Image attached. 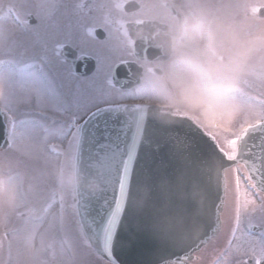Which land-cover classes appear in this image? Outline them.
<instances>
[{"label":"snow or ice","instance_id":"snow-or-ice-1","mask_svg":"<svg viewBox=\"0 0 264 264\" xmlns=\"http://www.w3.org/2000/svg\"><path fill=\"white\" fill-rule=\"evenodd\" d=\"M261 8L0 0V264H117L145 236L187 264L226 225L215 264H264Z\"/></svg>","mask_w":264,"mask_h":264},{"label":"water","instance_id":"water-1","mask_svg":"<svg viewBox=\"0 0 264 264\" xmlns=\"http://www.w3.org/2000/svg\"><path fill=\"white\" fill-rule=\"evenodd\" d=\"M261 13H264V9L260 11V14ZM121 70L122 69L118 70V72H120ZM120 79L123 80L122 78ZM109 123L110 126H112L113 122L110 121ZM101 126H103L102 118H101ZM0 129L2 130V132L0 131V138L5 137L4 135H6V125L2 118H0ZM4 143H5L4 140L0 141V145ZM93 148L99 150L98 145H94V144L88 145V149H93ZM159 158H163L165 160L167 159V150L165 148L161 149ZM124 235H128V233H125ZM159 244H160L159 241H154L153 239L147 236L138 239L133 244L122 242L115 249L116 262L117 264H156ZM195 252L190 253L191 258L193 257Z\"/></svg>","mask_w":264,"mask_h":264},{"label":"flooded vegetation","instance_id":"flooded-vegetation-1","mask_svg":"<svg viewBox=\"0 0 264 264\" xmlns=\"http://www.w3.org/2000/svg\"><path fill=\"white\" fill-rule=\"evenodd\" d=\"M82 2L86 3L87 0H82ZM233 197H234V192L230 191L228 206L226 209V215L228 214V211L232 207ZM241 199H243V194H241ZM226 235H227V225L225 229L221 232V234L217 237V239L214 242L208 244L198 253H196L194 258L188 264H215V261L219 255V249L222 248L224 245Z\"/></svg>","mask_w":264,"mask_h":264},{"label":"rangeland","instance_id":"rangeland-1","mask_svg":"<svg viewBox=\"0 0 264 264\" xmlns=\"http://www.w3.org/2000/svg\"><path fill=\"white\" fill-rule=\"evenodd\" d=\"M250 2L259 5L261 0H250Z\"/></svg>","mask_w":264,"mask_h":264}]
</instances>
